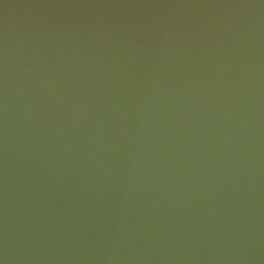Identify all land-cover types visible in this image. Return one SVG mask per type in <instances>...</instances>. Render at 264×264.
<instances>
[{"label":"water","instance_id":"1","mask_svg":"<svg viewBox=\"0 0 264 264\" xmlns=\"http://www.w3.org/2000/svg\"><path fill=\"white\" fill-rule=\"evenodd\" d=\"M0 264H264V0H0Z\"/></svg>","mask_w":264,"mask_h":264}]
</instances>
